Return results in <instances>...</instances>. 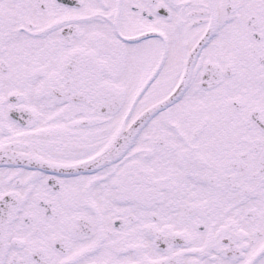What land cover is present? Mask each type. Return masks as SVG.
Listing matches in <instances>:
<instances>
[{
  "label": "snow or ice",
  "instance_id": "1",
  "mask_svg": "<svg viewBox=\"0 0 264 264\" xmlns=\"http://www.w3.org/2000/svg\"><path fill=\"white\" fill-rule=\"evenodd\" d=\"M0 264H264V0H0Z\"/></svg>",
  "mask_w": 264,
  "mask_h": 264
}]
</instances>
